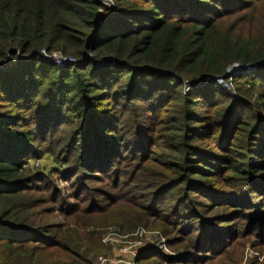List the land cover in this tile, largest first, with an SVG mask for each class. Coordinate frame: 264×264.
<instances>
[{"label":"trees","instance_id":"trees-1","mask_svg":"<svg viewBox=\"0 0 264 264\" xmlns=\"http://www.w3.org/2000/svg\"><path fill=\"white\" fill-rule=\"evenodd\" d=\"M250 1L110 0L107 6L100 0H0V264H92L98 253L102 237L90 232L98 209L93 189L86 190L85 208L62 210L73 229L30 214L41 207L34 195L42 191V174L30 175L24 166L45 152L55 156L59 146L67 156L56 161H76L64 174H79L76 180L85 183H103L96 174L118 164L124 170L127 154L137 162L130 164L137 174L129 185L134 194L129 191L124 204L138 210L116 227L131 232L148 215L170 233L179 226L196 230L194 251L182 257L186 263L202 264L235 241L178 206H190L195 195L207 197L210 190L198 185L224 165V173L245 183L250 200L256 196L264 204L257 185L264 180V172L258 174L264 171V110L249 108L253 96L240 88L235 99L218 83L233 66H253L233 77L246 80L254 95L259 88L255 97L264 102V39L223 27ZM42 51L75 62L58 67ZM129 106L133 121L141 107L146 126L127 143L120 122ZM149 125L160 127L159 151H152ZM64 128L65 138L58 137ZM202 142L222 154L202 150ZM45 145L52 148L41 150ZM112 175L111 184L124 188L116 168ZM166 195L179 196L169 216ZM222 198L228 206L249 207L245 200Z\"/></svg>","mask_w":264,"mask_h":264},{"label":"rangeland","instance_id":"rangeland-1","mask_svg":"<svg viewBox=\"0 0 264 264\" xmlns=\"http://www.w3.org/2000/svg\"><path fill=\"white\" fill-rule=\"evenodd\" d=\"M223 27L226 30L233 29L234 32L248 39H264V0L250 1L249 8L242 10L237 15L226 18L223 21ZM247 72L249 71L231 69L228 81L223 82L222 80L218 83L235 99L239 98L240 95L237 88L253 96L247 100L248 107L259 112L264 110V102L255 97V95L259 94L260 89L257 88L254 95V90H252L246 80H237L233 77L234 74ZM127 108L128 111L120 122V130L128 143L133 140L135 130L138 133L143 132L144 129H139V127L144 128L143 126L146 125L143 123V119L139 113L141 107L137 108V121H133L131 117L132 107L129 106ZM66 130V128L62 129L57 136L65 138ZM148 130L151 132L150 137L156 140L152 151H159L162 145L159 140L161 138L160 127L149 125ZM240 139L236 141V144L242 143ZM253 139L252 141L250 139V141L256 143ZM197 146H200L202 150L207 149L211 152L222 154L216 147H213L212 142L198 143ZM47 147L48 149L52 148L45 145L41 146V150H45ZM61 148L59 146L55 149V156L63 160L67 156V152L65 149L61 150ZM55 156L45 152V155L41 158L31 159L24 166L25 171L30 175L35 173L42 174V184H37V187H42V191H35L36 195H34L40 201L41 207L30 214L35 219L40 214L43 222L47 223V225L67 224L73 229L74 224L69 222L70 219L65 218L62 210H67L78 205L81 208H85L87 202L83 198L87 197L86 190L93 189L91 192L94 193L96 200L94 206L98 209L91 215V218H93V229L90 232L100 234L102 238L98 253L93 254L90 258L92 264H95L99 257L107 258L114 264H138L137 258L145 253L147 255H143L139 259L141 261L139 264H195L186 263L187 261H184L182 257L183 254L194 251L199 236V232L197 233L196 230H186L185 227L182 229L179 226L177 227L178 233L175 230L173 231V229H171L172 232L170 233L165 227H160L162 224L159 221H154L148 215L144 217L147 221H144L138 227L136 226L131 232H127V229L116 227L124 215L129 214L130 217H134L136 214L135 210H138L132 203L126 202L124 204V200L126 198L129 200L131 194H134L129 189V185L134 183L137 175L135 173L136 169L133 168V165H130L132 163L137 164V162L130 160L131 155L127 154L130 159L127 158L122 163V165L126 164L124 170L120 171V164H118L104 175L96 174L97 181L105 180L103 183L96 182V180L95 182L85 183L83 180H76L79 174L77 176L64 174L68 168H73L76 165V161L72 159V162L66 166L64 163L56 161L54 159ZM115 168L119 172L118 176L121 178L119 179L120 182L122 181L124 188L111 184L113 181L112 173L115 171ZM225 170H227L226 165H224V168L219 169L215 177L210 178L208 182L204 181L198 185V187H202L205 190H210L207 197H204L205 195L202 197L201 195H195L192 198L193 204L190 206L181 205L180 207L178 206V209L180 211H188V208H191L198 215L207 218L211 222L212 227L217 231L222 229L224 234L227 232L230 235L236 236L234 242L219 251H215L214 254L208 255L206 261L202 264H264V204H259L260 198L256 196H254L253 200H250L251 196L246 191L245 183L229 173H224L223 171ZM261 172L264 171L260 170L258 174ZM104 177H108L109 179ZM128 177H130L129 180H127ZM262 182L263 185L259 183L257 185L264 189V180ZM129 191H132V193L130 194ZM77 193L81 194L78 195L79 199L76 195ZM224 196H231L241 203L242 200H245L246 202H243L247 203L249 207L228 206L225 201L226 199L222 198ZM164 198L163 207L169 216L171 215L170 212L176 209L174 208L175 202L179 199V196L166 195ZM207 219H200L199 221L207 224ZM171 220L173 219L170 218L169 221ZM191 220L192 218L188 219L187 222ZM255 222L256 225H254ZM179 230H182V235L179 233ZM186 234L189 236H184ZM214 249H220V245L216 244Z\"/></svg>","mask_w":264,"mask_h":264},{"label":"built area","instance_id":"built-area-1","mask_svg":"<svg viewBox=\"0 0 264 264\" xmlns=\"http://www.w3.org/2000/svg\"><path fill=\"white\" fill-rule=\"evenodd\" d=\"M101 2L107 6L111 5L110 0H101ZM41 56L43 57L44 60L51 62V63L57 65L58 67H63L67 63H74L75 62L73 58L64 57L63 55H61L58 52L48 54L45 51H42ZM219 81H221V80H219ZM95 264H114V263L107 258L99 257V258H97Z\"/></svg>","mask_w":264,"mask_h":264},{"label":"water","instance_id":"water-1","mask_svg":"<svg viewBox=\"0 0 264 264\" xmlns=\"http://www.w3.org/2000/svg\"><path fill=\"white\" fill-rule=\"evenodd\" d=\"M251 68H253V66H249V67L248 66H233L225 73V75L220 80L225 79L230 74L231 69H241V70L249 71Z\"/></svg>","mask_w":264,"mask_h":264}]
</instances>
